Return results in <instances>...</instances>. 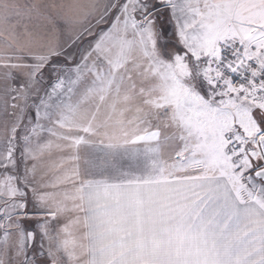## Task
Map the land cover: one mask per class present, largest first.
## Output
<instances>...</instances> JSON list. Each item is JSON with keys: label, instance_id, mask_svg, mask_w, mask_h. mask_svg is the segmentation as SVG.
I'll list each match as a JSON object with an SVG mask.
<instances>
[{"label": "snow or ice", "instance_id": "obj_1", "mask_svg": "<svg viewBox=\"0 0 264 264\" xmlns=\"http://www.w3.org/2000/svg\"><path fill=\"white\" fill-rule=\"evenodd\" d=\"M0 264H264V0H0Z\"/></svg>", "mask_w": 264, "mask_h": 264}, {"label": "rangeland", "instance_id": "obj_2", "mask_svg": "<svg viewBox=\"0 0 264 264\" xmlns=\"http://www.w3.org/2000/svg\"><path fill=\"white\" fill-rule=\"evenodd\" d=\"M19 2H21V3H30L31 0H19ZM57 2H60V0H57Z\"/></svg>", "mask_w": 264, "mask_h": 264}]
</instances>
